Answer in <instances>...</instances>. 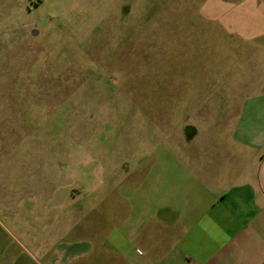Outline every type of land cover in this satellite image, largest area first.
<instances>
[{
    "label": "crops",
    "instance_id": "0c3cea01",
    "mask_svg": "<svg viewBox=\"0 0 264 264\" xmlns=\"http://www.w3.org/2000/svg\"><path fill=\"white\" fill-rule=\"evenodd\" d=\"M219 1L181 123L115 185L53 166L0 187V264H264V0Z\"/></svg>",
    "mask_w": 264,
    "mask_h": 264
},
{
    "label": "rangeland",
    "instance_id": "374dc122",
    "mask_svg": "<svg viewBox=\"0 0 264 264\" xmlns=\"http://www.w3.org/2000/svg\"><path fill=\"white\" fill-rule=\"evenodd\" d=\"M220 5L229 14L219 0H0V187L53 166L115 185L122 158L181 123Z\"/></svg>",
    "mask_w": 264,
    "mask_h": 264
}]
</instances>
